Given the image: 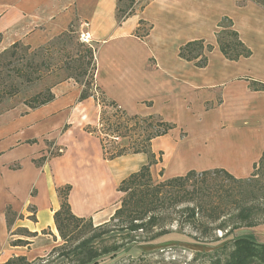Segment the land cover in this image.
<instances>
[{"label":"crops","instance_id":"0c3cea01","mask_svg":"<svg viewBox=\"0 0 264 264\" xmlns=\"http://www.w3.org/2000/svg\"><path fill=\"white\" fill-rule=\"evenodd\" d=\"M241 1L134 0L132 14L118 21L117 0H0V52L14 43L38 48L69 27L88 33L96 48L95 84L105 97L129 115L175 125L151 141L161 158L150 168L154 180L155 170L164 181L212 169L244 179L264 150V91L249 89L247 81L264 83V9ZM223 16L252 51L249 58L232 62L220 53L214 33ZM140 22L150 27L143 37ZM196 39L214 46L202 69L178 57L180 46ZM80 92L67 79L51 87L50 103L0 113V264L51 246L42 232L57 237L58 187L71 186L75 216L104 223L116 209L120 182L147 162L143 153L103 158L99 138L86 131L98 124L99 104L92 97L79 101ZM51 146L61 153L48 156ZM7 208L22 215L10 230ZM18 228L37 235L21 237ZM13 236L29 244L11 246Z\"/></svg>","mask_w":264,"mask_h":264},{"label":"trees","instance_id":"16d2710c","mask_svg":"<svg viewBox=\"0 0 264 264\" xmlns=\"http://www.w3.org/2000/svg\"><path fill=\"white\" fill-rule=\"evenodd\" d=\"M247 1L264 9V0ZM133 11L134 0H117L118 21L128 17ZM216 27L214 33L216 45L226 60L235 62L252 55V51L239 38L233 21L229 17L223 16ZM149 29L150 27H145V24L140 22L137 36H146ZM74 34L76 31L69 27L48 44L51 46L54 42L60 41L63 46H66V37ZM19 45L20 43H14L12 47ZM213 48V45L203 39L191 40L180 46L178 57L202 69L207 66L208 55ZM95 52L96 48L92 43L90 45L81 43L74 56L77 57L78 66L75 67L77 74L75 77L67 78L73 79L81 86L79 101L92 97L103 106L97 126L86 127V131L96 134L99 138L104 159L113 160L125 155L143 153L147 156V162L138 171L131 173L120 182L117 187V192L122 194L120 204L109 220L98 226H93L91 218L77 217L72 213L68 202L70 185L58 187L56 192L60 200V208L54 212L53 221L60 239L65 244L70 243L72 247L69 249H65L64 246L54 247L51 253L58 252L57 257L69 262L74 261L73 264H104L118 257V249L113 247L107 250L108 248L104 246L98 247L104 241L103 235L112 231L101 229L103 225L116 222L115 225L119 226L121 231H126V237L136 238V234H142L144 235L142 243H155L171 234L162 228L165 219L161 217V212L171 207L175 208L177 205H184L180 211L181 225H191L200 231L202 238L210 236L211 232L216 230L224 232L219 238L208 242L196 236L187 235V238L184 236L187 241L191 240L198 245L213 247L212 251L192 252L194 254L190 259L180 260L176 257H165L166 248L153 249L148 252L142 251L135 258L117 260L114 264H264V242L250 237L251 234L250 236L237 234L241 228L251 230L261 223L264 224V220L260 223L254 221V217L264 213V204H260L261 200L264 201V150L258 162L253 165L250 176L244 179L235 178L224 169H212L201 172L190 170L183 176L154 183L150 168L160 162L161 158H156L151 151V141L168 134L175 125L156 115H129L114 101L107 99L95 84ZM247 81L249 89L264 91L263 82L253 79ZM53 99L50 88L44 94L31 98L33 104L27 102L24 105L29 109H36L50 103ZM105 107L112 108L114 112L107 116L103 110ZM119 138L128 139L129 143L121 146L116 142ZM106 145H110V148L106 149ZM41 161H44V158H41ZM213 175L222 176L228 182L237 185V192H232L234 188L231 192L217 191L215 194L204 192V189L208 187L209 177ZM232 212V225H225V222H222L223 218ZM5 216L9 230L15 218L22 217V215L17 216L10 208L5 210ZM14 233L25 238H33L37 235L23 228L16 229ZM46 233V231L42 232V234ZM28 244L29 242L22 238L10 242V245L14 247ZM170 249L180 248L171 246ZM2 264H31V262L25 256H14Z\"/></svg>","mask_w":264,"mask_h":264},{"label":"rangeland","instance_id":"374dc122","mask_svg":"<svg viewBox=\"0 0 264 264\" xmlns=\"http://www.w3.org/2000/svg\"><path fill=\"white\" fill-rule=\"evenodd\" d=\"M243 1L244 0L241 2ZM53 39L50 41H53ZM48 43L38 48H27V46H24L23 44H20L18 47H12L11 45L0 52V113L18 105H24V103L27 102L33 104L31 98L38 94H44L45 91L50 89L53 85L65 81L69 76H76L77 70L75 67L78 66V63L76 62L77 57L74 56L77 47L81 44L78 40V33L76 32V34L66 37V46H63L60 41L54 42L51 46H49ZM43 47H46V49ZM102 108L103 106L100 103L99 114ZM103 110H105L107 116L114 112L110 107H105ZM95 126H97V124ZM180 131L179 138L183 139L186 136V133L182 129ZM116 142L121 146H125L129 143V140L119 138ZM109 148L110 145H106V149ZM153 174L156 178V180H154L152 177L154 183L162 181L160 178L161 173H159V171L155 170V173ZM207 186L208 187L204 189V192L207 191L210 194H215L217 191L221 193L231 192L232 188H234V191L232 192H237V185L228 182L222 176L218 175L209 177ZM121 195L122 194L119 193V198L115 204L116 208L120 204L119 200ZM227 202H231V200H227ZM260 204H264V201L261 200ZM183 207L184 205H177L175 208L171 207L167 209V211L161 212V217L165 219L163 224L164 227L162 228H165L164 230L171 232V234L162 237L155 243H142L141 240L144 239V235L142 234H136V238L126 237V231H121L119 226L115 225L116 222L103 225L101 229L112 231L103 235L102 238H104V241L101 242L98 247L104 246L105 248H108L107 250H110L113 247H117L118 249V257L115 260H109L104 264H114L115 261L122 259L125 260L128 257L135 258L139 256L142 251L148 252L153 249L157 250L166 248L164 251L165 257H176V259L179 258L180 260L190 259L194 254L192 252L212 251L214 249L213 247L195 244L191 242V240L187 241L185 237L187 235L196 236L200 240L208 242L217 237L219 238L224 232L216 230L211 232L210 236L202 238L199 230L194 229L189 224H180V211ZM232 215L233 212L226 215L222 222H225V225L231 226ZM254 218V221L260 223L264 220V213L258 214ZM100 224L93 223V226H98ZM239 230L240 231L237 233L238 235L250 236L251 234L250 237H253L257 241L264 242L263 223L251 228V230L245 228ZM14 232H16V230ZM46 232V234L42 235L49 239L51 246L48 249H43L42 251L34 252L26 256L27 260L31 262V264H73L74 261L69 262L57 257L58 252L51 253V250L54 247L64 246L65 249H69L72 245L70 243H63L58 234L57 237H53L49 231ZM13 240H15V236L11 237L10 242ZM171 246H179L180 249L171 250ZM29 249L30 247H28V251Z\"/></svg>","mask_w":264,"mask_h":264},{"label":"built area","instance_id":"2783aa9c","mask_svg":"<svg viewBox=\"0 0 264 264\" xmlns=\"http://www.w3.org/2000/svg\"><path fill=\"white\" fill-rule=\"evenodd\" d=\"M78 40L82 44L90 45V43H91V40H90L88 33L82 32V31L79 32V34H78ZM58 153H61V150L56 148L55 146H51L48 150L47 155L49 156L51 154H58Z\"/></svg>","mask_w":264,"mask_h":264}]
</instances>
